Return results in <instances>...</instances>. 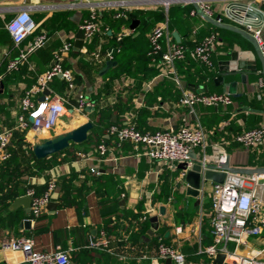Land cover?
<instances>
[{
    "label": "crops",
    "instance_id": "crops-1",
    "mask_svg": "<svg viewBox=\"0 0 264 264\" xmlns=\"http://www.w3.org/2000/svg\"><path fill=\"white\" fill-rule=\"evenodd\" d=\"M192 1L172 0L166 11L164 0H0V81L4 83L0 93V132L16 126L25 91L35 83L38 73L52 65L54 52L65 41L75 43L80 25L89 17L92 7L101 16V32L92 42L84 41L80 52L73 49L64 58L63 66L74 71V88H67L61 79L50 85L53 91L66 96L68 112L56 121L52 130L37 131L32 127L16 130L9 145L11 160L0 159V195L10 189L9 184L4 185L6 182H19L16 188L22 193L14 198L27 194L30 188L42 194L50 182L56 183L51 204L45 206L29 229L21 225L25 218L18 228L9 225V212L26 214L23 205H13L14 198L0 200V264H27L22 252L2 247L3 242L21 236L33 238L36 251H51L60 245L72 264H166L158 254L159 235L185 254L186 264H214L211 258L200 255V250L213 242L214 183L206 182L201 202L196 204L195 197L186 195L182 170L151 160L144 147L137 148L130 140L120 141L109 131L112 124L128 123L142 132L200 127L207 135L205 148L194 149L200 157L216 161L226 155L233 167L264 168V142L247 148L235 141L238 133L264 123L262 63L257 59L255 73L247 75L245 80L236 75L226 77L222 84L215 82L221 54L240 48L251 50L253 46L240 34L216 29L197 12L193 13ZM197 1L211 8L212 17L246 29L226 15L232 0ZM240 1L264 11V0ZM117 3H123L131 12L156 15L148 22L135 17L140 22L133 30L132 21L128 24L124 20L129 16L123 18L121 25V21L118 23L110 16L119 8L114 5ZM21 9L30 12L36 27L17 46L7 23ZM169 11L173 20L164 43L177 42L173 36L176 31L181 43L193 48L205 36L216 33L218 42L211 57L213 67L187 56L176 61L175 75L150 59L149 32L157 24L167 19L169 22ZM257 18L255 15L252 21ZM124 28L127 35L119 44L117 36ZM261 29L264 39V24ZM44 32L49 34L46 44L29 53L16 68H9L10 62L19 58L35 37ZM114 45L117 50L113 58H105ZM98 48L103 60H96L92 55ZM108 60L117 63L103 71ZM233 81L237 82L239 95H232L233 102L229 105L180 104L185 91L229 93L227 84ZM81 98L86 102L83 110L78 108ZM100 112H104L105 120L97 124ZM88 120L95 127L91 142L75 149L72 146L69 151L51 157L45 162L46 169L39 171L30 154L31 146ZM102 142L107 146L105 155L98 151ZM73 152L76 158L71 157ZM26 169L31 172H24ZM257 182L258 193L264 198V178ZM163 206L165 214L160 212ZM154 217L158 218L157 229L150 234ZM102 230L110 241L109 247L89 246L90 240ZM254 248H264V232L251 235L242 253Z\"/></svg>",
    "mask_w": 264,
    "mask_h": 264
},
{
    "label": "built area",
    "instance_id": "built-area-1",
    "mask_svg": "<svg viewBox=\"0 0 264 264\" xmlns=\"http://www.w3.org/2000/svg\"><path fill=\"white\" fill-rule=\"evenodd\" d=\"M172 0H164L168 11ZM113 5L112 3H110ZM200 4V3H199ZM119 6L114 17L123 19L128 17L131 9L123 3ZM205 13L211 15V8L207 4H200ZM196 13V10L193 11ZM98 10L94 7L90 15L80 25L84 33V41L92 40L101 32V21ZM36 24L27 9H21L15 13L7 23L14 44L20 45L35 30ZM246 30L253 34L264 54V39L261 27L246 26ZM169 33L168 19L154 26L149 32L150 49L148 55L154 62L163 65L168 73L176 75L175 63L178 60L190 56L213 67L212 52L218 42L216 33L205 36L193 48H189L181 42L164 43L165 36ZM127 35V29L117 36L122 40ZM49 39V34L41 33L29 44L26 51H22L19 58L9 64V68H16L19 63L27 58V55L38 48L43 47ZM74 49L73 40H67L54 52L52 65L37 74L35 83L25 91L21 99V113L17 118L16 126L4 129L0 132V159L8 160L12 153L9 145L16 130L25 131L32 127L37 131H49L55 126L56 121L68 112L66 96L52 90L50 85L55 78L64 80L67 88L75 86V74L71 68L63 66L64 58ZM96 60H103L100 48L92 52ZM105 58H113L112 52H107ZM263 86V82L260 83ZM49 93H46V91ZM233 102L229 93H197L185 91L180 97V104L194 107L198 104L206 106L229 105ZM85 100L79 99L78 108L83 110ZM32 118V120H30ZM109 131L115 134L118 140H130L135 147H144L145 154L151 159L167 163L172 168H178L179 163L188 162L191 166V153L196 147L205 148L207 135L202 128L182 126L176 130L140 131L134 124L112 125ZM235 141L240 145L250 148L264 142V123L238 133ZM98 151L105 155L107 146L104 142L98 145ZM83 155V154H80ZM227 160L222 155L216 162ZM184 175V172H183ZM264 178V174L249 175L239 172H228L222 184H215L212 190V218L211 232L212 244L200 250L209 258H214L224 253V264H264V248H254L248 253H242L243 248L249 245L251 235H261L264 232V198L258 193V180ZM56 183L50 182L47 190L42 194H36L33 188L28 189L31 196V210L27 219L34 224L41 215L43 209L49 204ZM203 190V189H202ZM145 219V217H143ZM179 230V228L177 229ZM158 254L163 261L171 259L175 264H186V256L174 246L165 241L163 235L158 236ZM109 239L104 230L98 237L90 240L89 246L95 248H108ZM233 244V248L231 247ZM34 239L31 237H17L3 242L4 249L20 251L30 264H72L69 254L58 245L51 251H36Z\"/></svg>",
    "mask_w": 264,
    "mask_h": 264
},
{
    "label": "water",
    "instance_id": "water-1",
    "mask_svg": "<svg viewBox=\"0 0 264 264\" xmlns=\"http://www.w3.org/2000/svg\"><path fill=\"white\" fill-rule=\"evenodd\" d=\"M195 7L196 12L202 16L207 22L214 25L216 28H224L231 30L240 34L243 38H245L248 42L251 43L253 49H235L227 54H221L219 58V73L215 78V82L222 84L224 79L228 76H236L241 75L242 79L245 80L246 76L255 73L257 69V59H259L262 63L263 74H264V54L262 52L261 47L259 46L256 38L252 33L248 32L246 29L238 26H233L231 24L224 23L220 17H212L203 11L199 2L197 0L192 1ZM226 15L236 21L237 23L248 26L251 25L253 27H261L264 24V11L252 4H248L242 2L240 0H232L228 4L226 9ZM258 16L256 21H252L254 16ZM138 19L132 20L130 25L131 29H135L139 24ZM173 36L175 37L177 42H181V37L178 32H173ZM84 46V33L82 30H79L76 35V40L74 43L75 52H80V50ZM117 50V46H112L110 52L114 54ZM117 61L108 60L106 62L103 71L109 69L113 65H115ZM237 82L233 81L227 84L228 91L233 96H238L236 93ZM4 83L0 81V93L3 92ZM46 93H49L47 90ZM88 110V108H87ZM32 120V118L30 119ZM94 124L91 120H88L79 126L61 132L59 134L53 135L51 137H46L38 142H35L31 149L38 159L46 158L50 155H53L63 149L68 148L72 143H83L88 139V133L91 129H93ZM191 166L188 167V162H183L178 164V170H182L184 172L183 182L187 184L186 187V195L193 196L196 198V204L201 202V192L204 188V185L207 181H212L215 184L224 183L228 172H239L244 174H264V168H241V167H233L229 164V161L225 162L215 160H207L205 157H200L195 152L191 153ZM49 204H51L49 202ZM13 205L19 206L23 205L25 207L26 215H29L31 210V196L28 194L19 196L15 198ZM165 207L160 208L161 214H165ZM153 221V230L149 231L150 234H153L154 230L157 229L158 218H152ZM26 229L31 227V220L25 218L22 223ZM226 255L224 253L218 254L214 260V264H224V260ZM27 264H30L27 262ZM166 264H172L171 259L166 260Z\"/></svg>",
    "mask_w": 264,
    "mask_h": 264
},
{
    "label": "trees",
    "instance_id": "trees-1",
    "mask_svg": "<svg viewBox=\"0 0 264 264\" xmlns=\"http://www.w3.org/2000/svg\"><path fill=\"white\" fill-rule=\"evenodd\" d=\"M192 7V6H191ZM170 11H171V9H170ZM169 11V23L171 24V22H172V17H171V12ZM114 14H115V11H113V12H111L110 13V16L112 17V19L114 20V21H118V23L121 25V24H123V19L121 20V19H116L115 17H114ZM156 15V14H155ZM154 14L153 15H151V14H145V13H139V11H134V12H131V13H129L128 14V16H129V18L128 19H124V20H126V23H130L135 17H139V18H141L143 21H145V22H148L152 17H154L155 16ZM99 17H101V16H99ZM160 18V17H159ZM158 17H157V19H159ZM153 19V18H152ZM100 21H101V18H100ZM125 22V21H124ZM217 29V28H216ZM125 38V37H124ZM124 38L122 39V40H120L119 41V44H122V42H123V40H124ZM183 43V42H182ZM57 79H60V78H55V80H57ZM54 80V81H55ZM62 80V79H61ZM53 81V82H54ZM62 82H63V84H65V86H67V84H66V82L64 81V80H62ZM93 120H95V119H93ZM97 121V124H101L104 120H105V117H104V112H100L99 114H98V118L96 119ZM113 125V124H112ZM111 126V125H110ZM95 129V127L93 128V129H91V131H90V133H89V135H88V139L86 140V141H84L83 143H80V144H77V143H72L68 148H66V149H63V150H61V151H59V152H57V153H55V154H53V155H50V156H48V157H46V158H43V159H38V158H36V156L34 155V153H33V151H32V149H30V154H31V157H32V160L34 161V163L37 165V169L39 170V171H42L43 169H46V167H47V165L45 164V162L48 160V159H50L51 157H53V156H56V155H58V154H61V153H63V152H67V151H69V149H71V147L73 146V148L75 147H77L78 145L79 146H84V145H86V144H88V143H90L91 142V139H92V132H93V130ZM74 148V149H75ZM71 157L72 158H76V155H75V152H73L72 153V155H71ZM11 159L9 158L8 160H5V162H8V161H10ZM24 172H31V171H29L28 169H26ZM18 183L19 182H17V183H14V182H6L4 185L5 186H7V184H9L10 185V189L9 190H7V191H4V192H2V194L0 195V200L3 202V201H5V200H7L8 198L11 200V199H13L15 196H17V195H19L20 193H22V191L21 190H17V186H18ZM15 199V198H14ZM27 216L28 215H26V214H22V215H17V213H15V211H11V212H9V214H8V220H9V225L11 226V227H14V228H18V225H19V223L22 221V219L23 218H27ZM200 255H203V256H207L206 254H204V253H201ZM208 257V256H207Z\"/></svg>",
    "mask_w": 264,
    "mask_h": 264
}]
</instances>
